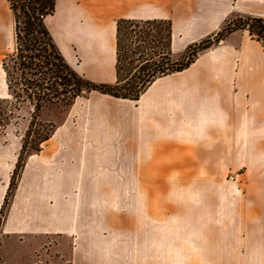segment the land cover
<instances>
[{
	"label": "crops",
	"instance_id": "crops-1",
	"mask_svg": "<svg viewBox=\"0 0 264 264\" xmlns=\"http://www.w3.org/2000/svg\"><path fill=\"white\" fill-rule=\"evenodd\" d=\"M235 17L264 18V0H55L45 24L71 68L113 83L118 19L170 22L178 54ZM13 45V14L0 0V98ZM20 148V137H0V264L45 255L55 264H264V48L247 29L135 100L77 96L25 156L8 196ZM234 170L256 177L238 215H157V194Z\"/></svg>",
	"mask_w": 264,
	"mask_h": 264
},
{
	"label": "trees",
	"instance_id": "trees-1",
	"mask_svg": "<svg viewBox=\"0 0 264 264\" xmlns=\"http://www.w3.org/2000/svg\"><path fill=\"white\" fill-rule=\"evenodd\" d=\"M8 3L13 14L14 45L8 53L11 66L6 67L5 58L2 62L7 96L0 98V134L24 119L20 115L23 107H27L30 117L25 133L29 136L47 104L70 105L77 96L91 91L135 100L156 78L188 67L200 52L234 29H247L264 48V18L261 17H244L238 24L232 23V19L227 21L216 34L188 45L181 60L171 56L170 22L121 18L116 22L115 81L93 82L66 63L46 27L45 18L53 12L55 0H8ZM155 23L162 24L163 29L157 26L144 29ZM52 130L37 135L34 152ZM18 158L13 174L18 170L19 175L24 160L21 163ZM12 176L8 196L18 178L14 180Z\"/></svg>",
	"mask_w": 264,
	"mask_h": 264
},
{
	"label": "rangeland",
	"instance_id": "rangeland-1",
	"mask_svg": "<svg viewBox=\"0 0 264 264\" xmlns=\"http://www.w3.org/2000/svg\"><path fill=\"white\" fill-rule=\"evenodd\" d=\"M242 18L243 17H235L232 19V23L238 24L240 20H243ZM154 26L158 28L161 27L162 29L164 27L162 24L155 23L154 25L145 26L144 29L148 27L152 29ZM184 50L178 54H174L170 50L172 58L181 60ZM5 63L7 68L11 66L8 54L5 56ZM68 106L69 105H63L62 103L45 105L40 111L37 121L32 125L31 130L33 133L29 136H25V133L28 130L27 125L30 117L28 116L27 107H23L20 115L24 116V119L19 120L18 124L9 126L0 134V137L18 136L20 137L21 147L23 140L25 141L23 148H20L19 153H21L18 154L22 163L25 156L30 152H34L33 148L38 145L36 139L37 135L50 132L54 126L62 120ZM240 172L241 170H234L225 177L211 178V184L208 183L207 178V182H202L197 187L195 186L193 188L192 184L186 186V189H190L189 191L157 194V215L180 217H223L238 215L240 210L233 207L235 206V202L255 199L256 197L255 191H248L251 188L255 189L256 177H240ZM17 176L18 170L12 177L15 180ZM214 179L216 184L212 183ZM201 180L204 181L203 178H201ZM193 189H195V191H193ZM8 259H10V257ZM38 264H55V258L45 255Z\"/></svg>",
	"mask_w": 264,
	"mask_h": 264
}]
</instances>
